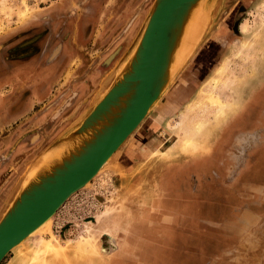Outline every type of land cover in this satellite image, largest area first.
Instances as JSON below:
<instances>
[{
    "label": "rangeland",
    "instance_id": "374dc122",
    "mask_svg": "<svg viewBox=\"0 0 264 264\" xmlns=\"http://www.w3.org/2000/svg\"><path fill=\"white\" fill-rule=\"evenodd\" d=\"M153 2L0 0V215L112 84ZM204 2L201 40L112 165L0 264H264V0Z\"/></svg>",
    "mask_w": 264,
    "mask_h": 264
},
{
    "label": "water",
    "instance_id": "95a60500",
    "mask_svg": "<svg viewBox=\"0 0 264 264\" xmlns=\"http://www.w3.org/2000/svg\"><path fill=\"white\" fill-rule=\"evenodd\" d=\"M202 1L154 0L122 75H115L76 127L50 148L69 138L79 139L78 147L19 188L0 215V261L83 188L143 121L171 81L165 76L170 53L185 17L197 5L204 8L203 36L207 5Z\"/></svg>",
    "mask_w": 264,
    "mask_h": 264
},
{
    "label": "bare ground",
    "instance_id": "6f19581e",
    "mask_svg": "<svg viewBox=\"0 0 264 264\" xmlns=\"http://www.w3.org/2000/svg\"><path fill=\"white\" fill-rule=\"evenodd\" d=\"M203 9H204L203 7H199L198 5L196 7L194 6L190 10L188 15L185 17L183 25H182V28H181L180 33H179V36L177 38L176 44H175L174 48L172 49V51L170 53L168 66H167V69H166V72H165V76L167 77V81L172 80L174 78L176 73L182 67L183 63L186 61L185 60L182 63V65H180L179 68H178L177 64H178V62L180 60V57H181L180 55H182V53H184L186 48L189 47L188 50H190V52L189 53L186 52V55H185V58L187 59L188 56L196 48V46L198 45L199 41L201 40V38H202V28H203ZM190 44H191V46H190ZM127 64H128L127 60H122L121 63L119 64V66L117 67V69L115 70L114 74L117 77L121 76L122 73L124 72V69H125ZM208 99H209V102H210L211 105H213V104L217 105L218 108L221 111V109L223 108V102H222V99L218 95L211 94L208 97ZM203 122L202 123H198L197 128L199 126L200 127L203 126L204 125ZM79 142H80L79 139L69 138L67 140L62 141L56 147H52V148L48 149L47 151H45L43 154H41L39 159L36 162L34 161V163L31 164L32 167L30 166L29 169L27 170V172L25 174V177H24V179L22 180V182L20 184V189H23V188L27 187L29 184H31L34 181H36L38 179L39 175H41V173H44V172L50 170L54 165L58 164L64 158V156L68 155L71 151L75 150L78 147ZM180 143L184 147H190V148H194L195 147L193 138L191 137V135H188V134L186 135L184 140L180 141ZM114 153L102 164V166L99 168L97 174L101 173V171L105 167H107L109 165H112L111 157L114 155ZM89 182H87V183H89ZM86 184H85V186H86ZM68 199H66V201ZM51 217H49L42 224H40L27 237H29L30 235H32L36 231L40 230L44 226L47 227V224L50 222ZM26 238H24L22 241H20L13 248L18 247ZM88 241H89V239H88ZM85 245H87V244L85 243ZM52 247H53L52 240L46 242L45 248H44V252L46 253V252H49V251H51V252L53 251V253H55V256L59 257L60 254H61L60 250L58 248H52ZM86 249L85 248L81 249V252L85 253L87 251Z\"/></svg>",
    "mask_w": 264,
    "mask_h": 264
},
{
    "label": "flooded vegetation",
    "instance_id": "af4514ba",
    "mask_svg": "<svg viewBox=\"0 0 264 264\" xmlns=\"http://www.w3.org/2000/svg\"><path fill=\"white\" fill-rule=\"evenodd\" d=\"M219 39H216V43H217V41H218ZM219 42V41H218ZM218 58V57H217Z\"/></svg>",
    "mask_w": 264,
    "mask_h": 264
},
{
    "label": "crops",
    "instance_id": "0c3cea01",
    "mask_svg": "<svg viewBox=\"0 0 264 264\" xmlns=\"http://www.w3.org/2000/svg\"><path fill=\"white\" fill-rule=\"evenodd\" d=\"M184 89V88H183Z\"/></svg>",
    "mask_w": 264,
    "mask_h": 264
}]
</instances>
